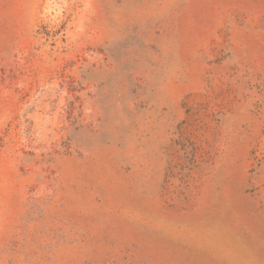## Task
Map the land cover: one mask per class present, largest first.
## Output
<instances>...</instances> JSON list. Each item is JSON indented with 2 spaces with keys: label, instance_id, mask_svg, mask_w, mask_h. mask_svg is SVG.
<instances>
[{
  "label": "rangeland",
  "instance_id": "obj_1",
  "mask_svg": "<svg viewBox=\"0 0 264 264\" xmlns=\"http://www.w3.org/2000/svg\"><path fill=\"white\" fill-rule=\"evenodd\" d=\"M0 264H264V0H0Z\"/></svg>",
  "mask_w": 264,
  "mask_h": 264
}]
</instances>
